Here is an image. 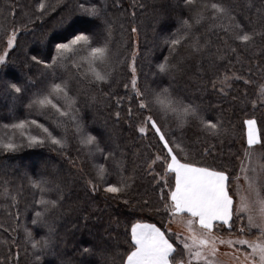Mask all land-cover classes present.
<instances>
[{"label":"trees","instance_id":"1","mask_svg":"<svg viewBox=\"0 0 264 264\" xmlns=\"http://www.w3.org/2000/svg\"><path fill=\"white\" fill-rule=\"evenodd\" d=\"M204 2L211 0H198L195 9L202 8ZM223 3L235 10L248 31L256 27L257 9H264L261 0H223ZM81 4L98 7L101 16L93 19L80 15ZM196 10L183 0H0V54L8 52L6 64L0 66V121L10 125L35 119L57 138L64 136L67 141L62 151L53 150L54 146L48 143L29 146L18 133L0 126V136L13 134L20 145L15 152L0 153L3 264H121V257L130 250L126 242L130 241V234L126 233H130L131 224H155L166 230L161 195L168 189L160 191L165 181L163 165L160 162L152 165L149 174V165L156 155L162 154L163 146L152 131L143 136L137 132L149 113L139 109L131 89L132 66L136 69L137 87L149 98L153 92L169 88L175 96L197 106L206 120L220 124L219 135L210 136L195 125L178 127L175 117L165 123L159 112L151 113L170 139L183 141L189 162L225 170L234 180L246 146L244 120L255 119L257 130L264 133V106L259 95L264 87V41L257 39L256 45L248 49L219 27L209 31L213 24L228 26L226 18L206 19L194 26L192 34L175 51H170L165 39L173 34L179 38L184 31L183 21L191 19ZM249 20L253 22L251 25ZM133 27L138 30L136 33L132 32ZM14 28L18 29L16 40L8 49L7 38ZM81 29L97 44L107 43L114 61L108 83L98 86L87 83L78 74L87 65L78 70L71 60L52 68L33 62L32 57L38 56L51 64L56 55L55 45L62 42L66 30ZM197 37L207 47L194 53L192 44ZM230 46L236 47L237 52H231ZM166 57L170 64L176 65L167 75L158 70ZM232 73L251 83L245 84L244 79L230 80L223 93L212 87V81H222L225 74ZM53 82H67L69 94L76 100L78 119L87 134L96 136L102 152L90 154L87 148H82L73 128L66 130L57 123L64 118L53 110L44 115L28 109L33 94L47 91ZM12 84L25 91L13 92ZM253 103L257 105L255 108ZM129 108L132 116L128 115ZM24 134L43 137L41 129L32 125H26ZM205 149L212 154L205 155ZM108 153L113 155L105 160ZM179 158L183 162L185 154L180 153ZM117 162L121 167L116 166ZM100 165L106 169L104 182L95 179ZM122 178L129 187L119 194L120 198L104 192V187L118 186ZM40 179L47 180L48 188L52 189L43 194L45 198L58 201L44 217L53 231L50 247L42 252L33 250L25 237L26 229L32 232L33 241L49 236L46 227L32 224L35 212L43 211L37 203L41 193L31 186V181ZM90 180L97 184L96 190L90 186ZM5 188L8 197L4 195ZM11 195L17 197L16 207H12ZM157 208L161 211L157 212Z\"/></svg>","mask_w":264,"mask_h":264},{"label":"snow or ice","instance_id":"2","mask_svg":"<svg viewBox=\"0 0 264 264\" xmlns=\"http://www.w3.org/2000/svg\"><path fill=\"white\" fill-rule=\"evenodd\" d=\"M197 2L198 0H183V3L193 10H196ZM261 2L264 3V0H261ZM40 7L43 8L44 5L41 4ZM245 7H248V5L246 4ZM80 9V15L93 19L101 16V10L98 7H85V5L81 4ZM205 13H210L211 15L206 16ZM225 18L229 21L228 26L223 23L213 24L209 27V31L219 27L224 33L231 36L233 40L247 46L248 49L256 45L257 39L264 41V9H257L256 27L248 31L246 30V25L238 20L233 8L226 6L223 0H211L210 3H202V8L196 10V14L191 19L183 21L184 31L180 32L179 38H177L176 34H173L172 37L166 38L164 42L169 46L170 51H175L176 47L181 45L192 34L194 26L200 25L206 19L222 21ZM252 23L251 20L248 21L249 25ZM71 27L70 25L69 29ZM17 31L18 29L14 28L8 36V49L13 47ZM137 31L135 27L132 28L133 33ZM66 33L61 36L62 42L55 45L56 55L53 56L51 64L44 63L38 56L32 57L33 62L36 65L43 64L45 68H52L53 65L58 64L63 66L66 61L71 60L73 67L78 70L87 65L84 71L78 72L79 76L87 83L97 86L102 83H108L114 61L107 43L104 45L97 44L94 38L84 29L75 32L66 30ZM225 43H227V40H225ZM205 47H207V44H201L199 37H197L192 44V51L199 53ZM230 51L236 53L237 48L230 46ZM7 56V50L0 54V66L6 64ZM135 58L136 54L133 53V64ZM237 61H239V55L237 56ZM175 67L176 65L170 64L166 57L164 62L158 65V70L161 74L167 75ZM131 71L133 73L131 89L137 98L138 107L140 110H146L149 113L140 122L137 132L143 136L147 132L152 131L159 138V144L163 146L162 154L156 155L152 160V164L149 165V174H151L152 165L157 162L163 165L165 181L160 185V191L164 193V189H168L166 194L161 195L168 228H170L171 224L176 223L179 217L181 221L185 222L184 227L191 234V243H189L188 237L182 238L179 233L162 230L161 227L155 224L133 223L130 227V233H126V236L130 234V241H126L130 250L121 257V264H193V261L198 262L201 260L204 261V264H216L219 245H226L233 250L234 254L245 253L244 260L248 264H264V196L261 195L264 181L259 180L257 169L251 166V158L256 154L258 145L262 155L257 159L258 161H264V133L257 130V121L250 118L243 122L245 128L244 143L246 146L244 147V156L241 159L240 173L244 174L250 195L241 197L239 203L234 204V197L230 193L229 188L232 183L230 174L222 169L198 166L189 162L183 141L170 139L161 124L151 113L154 111L159 112L165 123H167L169 118L175 117L179 121L178 127L184 128L195 125L201 132L210 136L219 135L220 124L206 120L197 106L191 102L186 103L183 98L175 96L169 88L153 92L152 97L149 98L145 91L137 87L136 69L134 66L131 67ZM233 79L240 80L244 78L236 73H232V75L225 74L222 81H212V87L223 93L225 88L229 86L228 82ZM244 83L250 84L251 81L244 79ZM124 87L127 89L128 85L125 84ZM11 89L17 94L25 91V89L16 84H12ZM259 95L262 106H264V87L261 88ZM15 99L17 97H13V100ZM95 99V97L92 98L93 102H95ZM75 104L76 100L69 94L67 82H53L47 91L41 90L34 93L27 107L29 110H36L38 114L44 115L47 114V110H53L58 113L59 117L64 118L63 120H58L57 123L63 124L66 130L68 127L73 128L74 134L82 148H87L90 154L102 152L103 150L96 142V136L87 134L84 126L80 123L76 114L78 109L74 107ZM256 106L253 103V107L255 108ZM132 114V109L129 108L128 115L132 116ZM120 115L118 111L116 113L117 120H119ZM26 125L41 129L43 137L38 139L36 135L25 136L24 129ZM0 126L10 133H18L21 141L26 139L29 146H43L48 143L54 146L53 150L61 151L66 147L67 141L64 136L57 138L49 128L38 124L35 119L10 125L0 121ZM13 134L0 136V153L18 150L20 145L15 142V135ZM180 153L185 154L183 162L179 158ZM211 154L210 150L205 149V155ZM112 155V153H108L104 156V159L107 160ZM245 161H249V163L246 164ZM116 166L121 167L119 162H117ZM249 172H252L253 175L249 176ZM260 173L264 174V163L261 165ZM105 178V167L102 165L97 166L95 179L104 182ZM239 179L240 175L237 174L236 180L238 181ZM172 181H174V184ZM4 184L7 185L8 181L5 180ZM89 184L93 190H96L97 184L94 181L90 180ZM47 185L48 181L44 179L31 181V186L41 193V198L37 203L43 208V211L37 210L35 212L32 224L46 227L49 236L42 241H33L32 232L25 230L26 242L31 243L33 250L41 252L50 247L53 231V226L47 224L44 219L45 214L50 208H55L58 203V201L47 199L43 195L45 192L52 190ZM127 187L129 185L122 178L118 186L108 185L104 187V192L111 194L113 198H120L119 194ZM4 195L6 197L9 196L7 188H5ZM9 198L12 201V207H16V195H11ZM147 203L145 201V204ZM156 211L159 212L161 209L157 208ZM245 217L247 218V224L244 222ZM17 219H19L18 216ZM252 228L259 229L257 237L260 241L259 243L250 242L244 238L250 234ZM224 229H227L226 234L228 236H236L237 238L223 239L225 235ZM173 237H175L174 241ZM12 239L13 241L15 240L14 237ZM181 245L183 246V252L179 251ZM248 249H251L250 253H248ZM36 258L40 259L39 256ZM233 259L239 260V256L233 255ZM0 264H3L2 259H0Z\"/></svg>","mask_w":264,"mask_h":264},{"label":"rangeland","instance_id":"3","mask_svg":"<svg viewBox=\"0 0 264 264\" xmlns=\"http://www.w3.org/2000/svg\"><path fill=\"white\" fill-rule=\"evenodd\" d=\"M262 155L261 151L257 147V152L256 154L251 158V166L255 167L257 169V174L259 175V180L264 181V174L260 173V168L262 163L264 161H258V157ZM246 164L249 163V161H245ZM241 167V166H240ZM238 174L240 175V179L237 181L236 177L234 180H232V183L229 185L230 188V193L234 197V204L239 203L241 197H248L250 195L249 193V186L245 182L244 179V174L240 173V169ZM249 176H252L253 173L249 172ZM261 195L264 196V188L261 189ZM257 215H258V210H257ZM245 224H247V218L245 217ZM184 221H181L180 218H177V222L171 224L170 228H168V225L166 226V230L170 231L171 233H179L182 238L188 237L189 238V243H191V234L185 229L184 227ZM225 235L223 236V239L228 240V239H236V236H228L227 229H224ZM259 235V229L258 228H252L250 230V234L248 236H245V239H248L250 242H257L259 243L260 241L257 239ZM240 247V246H237ZM246 247V246H244ZM180 252H183V246H180L179 249ZM248 253L251 252V249L247 250ZM227 253V255H225ZM233 255H238L239 260H234ZM244 255L245 253H233V250L231 248H228L226 245H219V252L216 257V264H248L247 261L244 260ZM193 264H204V261H193Z\"/></svg>","mask_w":264,"mask_h":264},{"label":"crops","instance_id":"4","mask_svg":"<svg viewBox=\"0 0 264 264\" xmlns=\"http://www.w3.org/2000/svg\"><path fill=\"white\" fill-rule=\"evenodd\" d=\"M257 127V126H256ZM179 218V217H178ZM149 224V223H148Z\"/></svg>","mask_w":264,"mask_h":264}]
</instances>
